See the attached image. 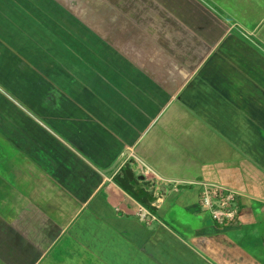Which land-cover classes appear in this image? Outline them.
Here are the masks:
<instances>
[{
  "label": "crops",
  "instance_id": "obj_1",
  "mask_svg": "<svg viewBox=\"0 0 264 264\" xmlns=\"http://www.w3.org/2000/svg\"><path fill=\"white\" fill-rule=\"evenodd\" d=\"M165 1H135L141 70L105 55L99 86L38 100L25 48L57 12L0 0V264H264V0ZM203 183L237 193L235 221L201 206Z\"/></svg>",
  "mask_w": 264,
  "mask_h": 264
},
{
  "label": "rangeland",
  "instance_id": "obj_2",
  "mask_svg": "<svg viewBox=\"0 0 264 264\" xmlns=\"http://www.w3.org/2000/svg\"><path fill=\"white\" fill-rule=\"evenodd\" d=\"M38 1L35 0V2ZM48 1L52 5L51 8L48 6L50 8L48 12H57L56 15L50 16L53 24L55 22L63 29L58 30L57 26L48 24L47 38H52V40H48L47 45L37 38L35 32L32 33L31 46L25 48L31 52L32 76H27L26 82L19 88H26V93L27 90L32 89L37 93L39 92L37 99L42 100L52 88H55L53 91L63 92L64 89L76 86L87 87L94 78H96L99 86L103 81L104 68L106 70V65H109L105 55L106 58L109 55H115L122 60V67L118 62L110 63L109 66L115 71L123 70L126 65L141 70L136 63L135 37L138 33L150 34L152 32L147 27L146 30L141 31V23L149 22L150 18L142 19L141 12L135 11L136 0ZM162 2L167 4L165 0H144V4L147 6L152 3H155V6H162ZM223 3L225 2L223 1ZM224 19L225 21L228 20L226 17ZM236 32L240 35L249 36L247 32L245 33L239 28L234 30V33ZM119 39L124 41L120 44ZM144 46V53L150 54L152 47ZM138 49L140 50L141 47ZM17 54H19L18 51ZM94 57H96L95 60L92 59ZM46 64L49 72L47 75L49 76H45L44 69L41 70L39 67L41 65L43 68ZM68 97L71 99L73 96L68 95ZM73 100L78 102V96ZM128 157L129 154L126 152L121 156L117 169H120L119 167L125 162L127 164L122 172L135 164V159H128ZM1 169L0 171H2ZM143 186H145L146 191L152 190L151 182H144Z\"/></svg>",
  "mask_w": 264,
  "mask_h": 264
},
{
  "label": "built area",
  "instance_id": "obj_3",
  "mask_svg": "<svg viewBox=\"0 0 264 264\" xmlns=\"http://www.w3.org/2000/svg\"><path fill=\"white\" fill-rule=\"evenodd\" d=\"M127 162L119 169L123 170ZM201 188V206L209 211L212 217L219 223L233 222L237 219L238 213L234 209V202L237 193L217 184H199Z\"/></svg>",
  "mask_w": 264,
  "mask_h": 264
},
{
  "label": "trees",
  "instance_id": "obj_4",
  "mask_svg": "<svg viewBox=\"0 0 264 264\" xmlns=\"http://www.w3.org/2000/svg\"><path fill=\"white\" fill-rule=\"evenodd\" d=\"M124 173H125V171H123L122 174L126 178V175ZM125 189H127V191L129 190V193L131 195H133L145 207L150 209L152 212H156V210L154 208H152V206H151V202L153 201V198H152V195L150 193H146V192L137 193V192H134L132 189H129V188H125Z\"/></svg>",
  "mask_w": 264,
  "mask_h": 264
},
{
  "label": "water",
  "instance_id": "obj_5",
  "mask_svg": "<svg viewBox=\"0 0 264 264\" xmlns=\"http://www.w3.org/2000/svg\"><path fill=\"white\" fill-rule=\"evenodd\" d=\"M126 175L128 176V178L130 179V181H134V174L133 172H131L130 170L126 171Z\"/></svg>",
  "mask_w": 264,
  "mask_h": 264
}]
</instances>
